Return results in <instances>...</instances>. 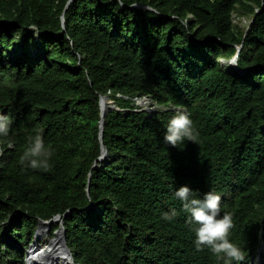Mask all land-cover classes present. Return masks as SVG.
<instances>
[{
  "label": "trees",
  "instance_id": "obj_1",
  "mask_svg": "<svg viewBox=\"0 0 264 264\" xmlns=\"http://www.w3.org/2000/svg\"><path fill=\"white\" fill-rule=\"evenodd\" d=\"M68 2L0 0V112L15 140L0 138V260L55 248L60 223L37 226L70 210L62 226L77 264H222L192 244L174 196L187 184L222 195L250 263L264 249V0ZM234 17L253 19L246 34ZM100 96L118 108L101 142ZM144 97L155 111H139ZM177 110L191 113L197 144L164 143ZM36 134L54 149L47 171L18 163Z\"/></svg>",
  "mask_w": 264,
  "mask_h": 264
},
{
  "label": "clouds",
  "instance_id": "obj_2",
  "mask_svg": "<svg viewBox=\"0 0 264 264\" xmlns=\"http://www.w3.org/2000/svg\"><path fill=\"white\" fill-rule=\"evenodd\" d=\"M115 2L121 7L124 4V0H115ZM29 31L36 38L40 35L36 24L29 25ZM11 124L12 118L0 112V138L4 139L9 148H12L15 143L14 138L10 136ZM198 136L199 131L194 125L191 113L186 110H177L167 122L163 141L170 147H178L185 142L197 144ZM53 155L54 149L46 146L43 137L36 134L28 139L26 147L19 156L18 163L24 170L42 169L47 171L50 168V160ZM174 196L181 203V211L186 214L187 223L192 226L191 230L194 233L192 244L196 251H210L217 260L222 261V264H249L248 251L229 238L230 232L234 228L233 215L222 212V195L220 193L208 191L199 196L196 190L185 184L175 189ZM176 216V210L172 209L170 212L164 213L162 219L172 222ZM5 251H7L6 247L0 245V256ZM0 264H5V261L0 260Z\"/></svg>",
  "mask_w": 264,
  "mask_h": 264
},
{
  "label": "rangeland",
  "instance_id": "obj_3",
  "mask_svg": "<svg viewBox=\"0 0 264 264\" xmlns=\"http://www.w3.org/2000/svg\"><path fill=\"white\" fill-rule=\"evenodd\" d=\"M234 23L239 24L241 27H247L249 23V18L248 17H234ZM31 52L36 53L38 52L37 46L31 47ZM224 62V61H222ZM229 66L227 65V68ZM115 104V103H114ZM143 108L150 109V111H155L157 107L152 104H147L145 107L142 106ZM9 223V222H7ZM58 224V223H57ZM51 230V228H49ZM47 231V236L45 239L41 242L42 244L50 243L48 241V232L49 234L51 233ZM58 230V229H57ZM29 253L26 254V263L27 264H68L70 261L67 262L68 257L67 253L63 250L62 245H59L53 249H49L48 251L45 250H37V251H28ZM30 257V258H29ZM31 262V263H30ZM249 264H264V249L261 253L260 248L256 251V253L253 255V257L250 260Z\"/></svg>",
  "mask_w": 264,
  "mask_h": 264
},
{
  "label": "water",
  "instance_id": "obj_4",
  "mask_svg": "<svg viewBox=\"0 0 264 264\" xmlns=\"http://www.w3.org/2000/svg\"><path fill=\"white\" fill-rule=\"evenodd\" d=\"M71 0H69L70 2ZM68 2V3H69ZM133 7L135 8H138V7H141L140 5L138 4H135ZM253 21V19L248 23L247 25V28L245 30V34L247 33V31L249 30V27H250V24L251 22ZM241 48H242V44L240 46H237V52L236 54L234 55V57L227 61V64H228V68L227 70L230 71L232 67L234 68H237V57H238V54L239 52L241 51ZM240 74H242L243 72H239ZM102 100L108 102L111 106H110V111L111 110H118L116 104H114V102L112 100H110L107 96H100V99H99V107H100V121H99V141L101 142L102 141V133H103V124H104V121H105V118H103L102 116V113H101V103H102ZM146 100H149V99H146ZM145 99H141L140 102L137 103L138 106H142V103L144 102L146 104V101ZM141 110H144V111H148V112H151L150 109H146V108H141L139 111ZM136 111V110H135ZM106 158V150L104 149L103 146H101V154L100 156L96 159L94 165H93V168H95L97 165H98V162H103ZM70 213V210H68L63 216H60V215H57L55 216L53 219L51 220H48V221H43L41 220L37 226V228L43 224V225H46L47 228L49 229L51 227V225L53 223H60V227L58 228V230L55 231V235H56V239H58L62 245V247L65 249V251L68 253V256L71 260V264H76L71 256V252L69 250V248L67 247L66 245V241H65V238H64V228L62 226V221H63V218L68 215ZM34 239L32 240V243H33ZM31 243V244H32Z\"/></svg>",
  "mask_w": 264,
  "mask_h": 264
},
{
  "label": "bare ground",
  "instance_id": "obj_5",
  "mask_svg": "<svg viewBox=\"0 0 264 264\" xmlns=\"http://www.w3.org/2000/svg\"><path fill=\"white\" fill-rule=\"evenodd\" d=\"M142 105L145 107L147 104H145V103L143 102ZM110 106H111V105H110L108 102L102 100V103H101V113H102L103 118H105L107 112L110 110ZM41 225H43V224H41ZM43 226H45L46 230L48 229L46 225H43ZM59 242H60V241L57 239V245H56V247L59 246V245H61V243H59ZM48 248H49V247H44L42 250L48 251ZM49 249H51V248H49ZM63 250L65 251V249H63ZM260 250H261V253H262V251H263V247H262V246L260 247ZM28 251L33 252V251H37V250L28 249V250L26 251V254L29 253ZM38 251H39V250H38ZM65 252H66V251H65ZM66 253H67V252H66ZM67 257H68V259H69V260H67V262L70 261V263H71V260H70V258H69V256H68V253H67ZM29 258H30V257H29ZM30 263H31V262H30ZM31 264H32V263H31Z\"/></svg>",
  "mask_w": 264,
  "mask_h": 264
},
{
  "label": "built area",
  "instance_id": "obj_6",
  "mask_svg": "<svg viewBox=\"0 0 264 264\" xmlns=\"http://www.w3.org/2000/svg\"><path fill=\"white\" fill-rule=\"evenodd\" d=\"M142 99H149V100H146L145 102H146V104H152V105H155V104H153V102L151 101V99L150 98H146V97H144V98H142ZM141 101V99H136V104L138 103V102H140ZM143 106V105H142ZM141 106V107H142ZM155 107H157L156 105H155Z\"/></svg>",
  "mask_w": 264,
  "mask_h": 264
}]
</instances>
